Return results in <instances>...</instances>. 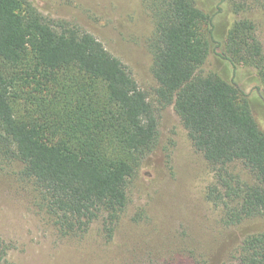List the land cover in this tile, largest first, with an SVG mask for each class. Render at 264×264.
Returning <instances> with one entry per match:
<instances>
[{
  "label": "trees",
  "instance_id": "1",
  "mask_svg": "<svg viewBox=\"0 0 264 264\" xmlns=\"http://www.w3.org/2000/svg\"><path fill=\"white\" fill-rule=\"evenodd\" d=\"M148 7L156 95L174 105L216 172L208 200L222 207L228 225L264 215V132L236 82L200 71L221 44L214 15L197 0H148ZM258 28L251 16L236 20L218 55L264 81ZM159 135L147 93L93 33L48 19L30 0H0V161L21 163L60 231L87 232L104 217L113 238ZM235 164L245 176L231 170ZM9 249L0 245V263ZM238 253L239 264H264V231L247 236Z\"/></svg>",
  "mask_w": 264,
  "mask_h": 264
},
{
  "label": "rangeland",
  "instance_id": "2",
  "mask_svg": "<svg viewBox=\"0 0 264 264\" xmlns=\"http://www.w3.org/2000/svg\"><path fill=\"white\" fill-rule=\"evenodd\" d=\"M30 1L48 19L93 33L129 67L156 110L160 135L131 182L128 206L113 238L104 217L87 232L65 235L40 206L32 182L21 175V163L0 161V245L10 247L7 261L0 264H239L243 240L264 231V215L228 225L222 207L208 200L216 172L194 147L174 105L156 95L159 84L149 47L155 22L148 0ZM197 4L214 15V35L221 42L217 49L213 44L201 73L215 72L236 82L264 132V81L253 68L240 64L235 71L218 55L226 51L233 23L246 16L258 21L264 44V0ZM230 168L246 174L241 164Z\"/></svg>",
  "mask_w": 264,
  "mask_h": 264
}]
</instances>
